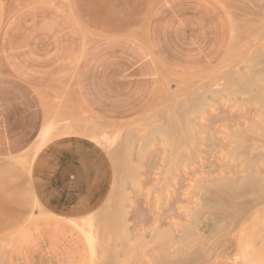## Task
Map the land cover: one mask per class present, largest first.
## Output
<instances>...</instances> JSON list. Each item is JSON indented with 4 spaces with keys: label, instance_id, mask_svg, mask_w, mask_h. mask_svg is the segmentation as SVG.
I'll return each mask as SVG.
<instances>
[{
    "label": "crops",
    "instance_id": "0c3cea01",
    "mask_svg": "<svg viewBox=\"0 0 264 264\" xmlns=\"http://www.w3.org/2000/svg\"><path fill=\"white\" fill-rule=\"evenodd\" d=\"M149 8L150 0H0V264H91L76 224L99 215L113 176L97 141L68 135L86 136L74 106L126 120L154 100L161 70L196 75L225 56L230 23L215 0ZM6 167L26 169L27 179ZM26 184L42 208L33 219ZM244 241L234 240L237 260L201 264H243Z\"/></svg>",
    "mask_w": 264,
    "mask_h": 264
},
{
    "label": "rangeland",
    "instance_id": "374dc122",
    "mask_svg": "<svg viewBox=\"0 0 264 264\" xmlns=\"http://www.w3.org/2000/svg\"><path fill=\"white\" fill-rule=\"evenodd\" d=\"M161 1L150 0V13ZM215 1L226 13L231 31L229 48L216 66L196 75L161 70L154 100L143 112L126 120L102 121L78 106L72 108L76 121L85 129L80 133L88 135L90 131L91 135L100 129L112 142L110 147L97 142L110 161L113 181L108 199L93 220L99 250L97 258L95 241L93 264H97L96 258L100 264H161L163 260L167 264H201L234 253L238 250L234 240L241 238L245 239L241 263L264 264V0ZM256 55L261 57L254 61ZM235 74L243 81H254L253 87L261 90L262 98L252 89L242 92L235 85L237 93L211 92L213 86L214 91L222 85L228 87L229 77ZM196 100L201 109L192 111L191 103L196 104ZM216 117L224 120L212 122ZM182 120L189 124H181ZM68 124L74 130L77 123L70 120ZM68 135L91 139L75 131ZM242 142L244 154L231 155ZM172 155L176 157L173 160ZM250 159L255 162L252 171L246 166ZM9 163L21 164L18 159ZM5 173L28 177L24 168L6 167ZM250 179L253 188L236 196L218 189L223 183L238 189ZM22 191L27 194L29 219L41 215L27 184ZM172 196L177 197L180 208L174 206L177 213H170L168 218L164 204L171 202ZM218 201L228 202L235 209L226 207L221 212L216 208ZM114 207L122 212L118 227L110 213ZM149 217H158L154 220L157 224ZM187 226L196 230L181 241Z\"/></svg>",
    "mask_w": 264,
    "mask_h": 264
},
{
    "label": "bare ground",
    "instance_id": "6f19581e",
    "mask_svg": "<svg viewBox=\"0 0 264 264\" xmlns=\"http://www.w3.org/2000/svg\"><path fill=\"white\" fill-rule=\"evenodd\" d=\"M249 48V47H248ZM247 51V50H246ZM254 52V51H253ZM259 56L260 55H256L255 57H254V61L256 60V59H258L259 58ZM261 57V56H260ZM257 61V60H256ZM253 64H254V62H253ZM256 68H257V66H256ZM251 78V77H250ZM244 79L243 78H241L240 76H238V75H233L232 77H229V85H228V87L226 86V87H224L223 85H222V87L220 88V89H218V88H215V90L216 89H218L217 91H214V86H213V91H211L213 94H215V93H220V92H223V91H226L227 93H230V94H233V92L234 93H237L236 91H234L235 90V86H238L239 88L241 87L242 89H240V91H244L243 89H245V91L246 90H249V89H252V91H256L255 92V94L257 95V96H260V94H261V90H257L256 89V87L254 88L253 87V82H251V81H243ZM256 83V82H255ZM235 85V86H234ZM240 85V86H239ZM263 85V84H262ZM176 86V85H175ZM233 86L235 87V88H233ZM258 87H259V85H257ZM217 87V86H216ZM238 87H237V89H238ZM255 90H254V89ZM260 88V87H259ZM233 89V90H232ZM181 90V89H180ZM207 91H208V89H206ZM231 91H233L232 93H231ZM239 91V89H238V92H240ZM244 91V92H245ZM210 92V93H211ZM251 92V91H250ZM249 92V93H250ZM207 93V92H206ZM206 93H203V94H206ZM209 92L207 93V94H210ZM253 95V94H252ZM255 96V95H254ZM253 96V97H254ZM256 96V97H257ZM202 97H203V95H202ZM206 96H204V98H205ZM208 97V96H207ZM206 97V98H207ZM198 98V97H197ZM199 98H201L200 96H199ZM203 98V99H204ZM260 98H262V96H260ZM202 99V98H201ZM194 100V99H193ZM205 100V99H204ZM256 100V99H255ZM260 100V99H259ZM259 100H258V102H259ZM262 100V102H263V99H261ZM260 100V101H261ZM257 101V100H256ZM196 102V104H192L191 103V106H190V108H191V110L192 111H194V110H196L197 111V109L200 107V109H201V106H200V101H199V103H197L198 102V100H196L195 101ZM202 103H204V102H202ZM198 107V108H197ZM197 108V109H196ZM259 108V107H258ZM257 108V109H258ZM263 108V107H262ZM242 111V110H241ZM255 115H256V113H254ZM263 114V113H262ZM221 115V114H220ZM246 115V114H245ZM183 116V115H182ZM250 116V115H249ZM264 116V115H263ZM235 117V116H234ZM181 119H182V117H180ZM189 118V117H188ZM187 118V119H188ZM228 118V117H227ZM180 119V120H181ZM236 119H238V118H236ZM184 120V119H183ZM183 120L181 121V124H183L184 122H183ZM218 120H224V117L223 118H221V117H216V118H214V119H212V122L214 121V122H216V121H218ZM219 122V121H218ZM185 123H188L189 124V122H187V120H186V122ZM210 123V122H209ZM252 123V122H251ZM254 123V122H253ZM207 124V123H206ZM174 125V124H173ZM185 125V124H184ZM186 126V125H185ZM184 126V127H185ZM204 126V125H203ZM183 127V126H182ZM188 127V126H187ZM251 127V126H250ZM50 128H53V127H50ZM99 128V127H98ZM54 129V128H53ZM53 129H51V131H50V134H53ZM47 130V129H46ZM92 131V130H91ZM84 132H86V131H84ZM45 133V132H44ZM48 133V132H47ZM87 133V132H86ZM90 133V131L88 132V135H86L85 133V135L87 136V137H90L91 138V140H94V141H97V142H99L100 143V145H102V146H105V147H110L111 146V144H112V142H111V139L108 137V133L107 132H104V131H102V130H100V129H95V130H93V132L91 133V135L89 134ZM49 136V135H48ZM44 141H47L49 138L47 137V135L45 136V134H44ZM50 137V136H49ZM244 137V136H243ZM242 137V138H243ZM241 138V137H240ZM43 139V138H42ZM243 140V139H242ZM43 141V140H42ZM41 141V142H42ZM149 141V140H148ZM245 142V141H244ZM216 145V144H215ZM244 145H245V143H244ZM172 150H174V149H172ZM172 152V151H171ZM242 154H244V149H243V142H242V145H240L238 148H234L233 149V151H232V153H231V155H233V156H241ZM174 155V154H173ZM172 155V157H171V159L173 160V159H175L176 157H174ZM176 155V154H175ZM230 155V157H232ZM260 158H262V156L260 155L259 156ZM115 158V157H114ZM256 160L258 161V159L256 158ZM175 161V160H174ZM256 161V162H257ZM254 161L253 160H246V166H249L250 168H251V171H252V168L255 166L254 165ZM27 166V165H26ZM248 167V168H249ZM254 183L252 182V180L250 179L248 182H247V184H244L242 187H240V188H238V189H235L231 184H229V183H223V184H221V186L218 188L219 190H221L222 192H224V193H226L227 195H231V196H236V195H238L239 193V191H241V190H244V189H252L253 188V185ZM259 188V187H258ZM216 190V189H215ZM217 191V190H216ZM260 191H261V189H260ZM259 191V192H260ZM217 192H219V191H217ZM216 192V193H217ZM261 194V193H260ZM217 195V194H216ZM223 195V194H222ZM125 196V195H124ZM179 196V195H178ZM147 197H145V199H146ZM126 199H127V197H126ZM172 201L170 202V200H169V202H167L166 204H164V208H166V210H164V213H165V211H166V214L167 215H165V216H167L168 217V215L170 216L171 214L170 213H172V215H174V212H176L177 211V208L175 209V207L174 206H176V207H178V210H179V206H177L176 204H177V202H178V199H177V197L176 196H172L171 198H170ZM128 200V199H127ZM222 200H225V199H222ZM146 202V201H145ZM151 203V202H150ZM146 204V203H145ZM152 205H154V204H152ZM147 206V205H146ZM155 206H156V203H155ZM166 206V207H165ZM171 206H173L174 207V209H172L171 208ZM134 207H135V205H134ZM140 207V206H139ZM150 208H151V206H149ZM160 207H162L161 205H160ZM226 207H228V208H231L232 207V205H230V203H228V202H219L218 201V204L216 205V208H218L217 210H220L221 211V209H224V208H226ZM116 208V209H115ZM147 208V207H146ZM155 208V207H154ZM164 208H162V209H164ZM39 209H41V211H42V208H39ZM114 211L113 212H110L111 213V215L112 216H114V222H115V225L118 227L119 225H120V223H121V220H119V218L118 217H121L122 218V212H120V209L119 208H117V207H114ZM137 209V208H136ZM232 209H235L234 207H232ZM237 209V208H236ZM137 210H139V209H137ZM141 210L143 211V209L141 208ZM140 210V211H141ZM145 210V209H144ZM150 210H152V209H150ZM154 210H156V208L154 209ZM203 210V209H202ZM228 210V209H227ZM238 210V209H237ZM215 212H217L216 211V209L214 210ZM125 212V211H124ZM155 212H157V213H159L158 211H155ZM222 212V211H221ZM235 212H237V211H235ZM140 214H142L141 212H139ZM150 213V212H149ZM152 213H154V211L152 210L151 211V214ZM177 213V212H176ZM223 213H225V212H223ZM146 214V213H145ZM123 215H124V213H123ZM153 215V214H152ZM161 215V214H160ZM171 215V216H172ZM200 215V214H199ZM147 217H148V215H146ZM158 216V215H157ZM198 216V215H197ZM137 217H138V215H137ZM141 217H144L143 216V214H142V216ZM152 217H155V216H152ZM151 217V218H152ZM136 218V217H135ZM150 218V217H149ZM150 218V219H151ZM156 218H158V217H156ZM156 218L154 219L155 221H156ZM166 218V217H165ZM168 218H171V217H168ZM139 219L140 218H138V221H139ZM143 219H145L146 220V218H143ZM162 219V218H161ZM167 219V218H166ZM174 219V218H173ZM134 220V219H133ZM152 220H153V218H152ZM153 220V221H154ZM160 220V219H159ZM171 220V219H170ZM72 221V220H71ZM143 221V223H144V220H142ZM152 221V223H156L155 221L153 222ZM175 221V223H176V220H174ZM75 223H78L77 221H74ZM94 221H93V218L91 217V218H89V219H87V220H85V221H83L81 224H79V225H77L76 224V226H78V228L80 229V231L83 233V235H84V237H85V239H86V241H87V244L89 245V248H90V250H91V264H93V258H94V255H95V241H96V234L94 235V233H95V230H94V232H93V226H94V223H93ZM123 223H125L124 222V219H123ZM159 223V222H158ZM136 224H139V223H136ZM157 224V223H156ZM174 224V223H173ZM191 224V223H190ZM190 224H186V225H190ZM192 226V225H191ZM122 227V226H121ZM161 228V227H160ZM159 228V229H160ZM192 228H194L195 230H196V227H192ZM158 229V230H159ZM194 229H191L190 228V226L188 227L187 226V228H184V231H183V233H182V236H180V240L182 241H184V239H187V238H190L192 235H194L193 234V232H195L194 231ZM146 230V229H145ZM162 230V229H161ZM79 231V232H80ZM80 232V233H81ZM144 232V231H143ZM167 232V231H166ZM163 232H161V234H162ZM146 235V234H145ZM150 235V234H149ZM164 236V235H163ZM166 236H167V234H166ZM167 238V237H166ZM169 238V237H168ZM126 239H128L127 237H126ZM133 239V238H132ZM131 239V240H132ZM129 240H130V238H129ZM179 240V241H180ZM163 241V240H162ZM97 242V241H96ZM131 242V241H130ZM125 246H126V244H125ZM5 247V246H4ZM6 248V247H5ZM1 249H4L3 247H1ZM1 251H3L2 253L4 254V252H5V249L4 250H1ZM0 251V252H1ZM140 251V250H139ZM151 252V251H150ZM221 252V251H220ZM2 253H0V256H1V254ZM130 253V252H129ZM2 254V255H3ZM127 255V254H126ZM168 255V254H167ZM141 256V255H140ZM2 257V256H1ZM96 257V256H95ZM154 258H155V256H154ZM163 258V257H162ZM219 258H223V259H230V260H237V256H236V254L235 253H231V254H222ZM97 259V258H96ZM164 259V258H163ZM151 260H153V258L151 259ZM155 260V259H154ZM3 262V261H2ZM157 262V261H156ZM167 262V261H166ZM165 262V260H163V262L161 263V264H167ZM160 263V262H159ZM156 264V263H155Z\"/></svg>",
    "mask_w": 264,
    "mask_h": 264
}]
</instances>
